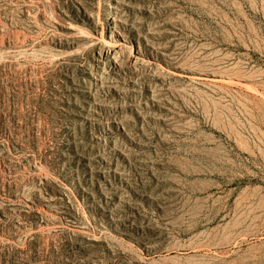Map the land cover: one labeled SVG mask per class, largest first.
Listing matches in <instances>:
<instances>
[{
	"label": "rangeland",
	"instance_id": "rangeland-1",
	"mask_svg": "<svg viewBox=\"0 0 264 264\" xmlns=\"http://www.w3.org/2000/svg\"><path fill=\"white\" fill-rule=\"evenodd\" d=\"M246 196L264 264V0H0V264H162Z\"/></svg>",
	"mask_w": 264,
	"mask_h": 264
},
{
	"label": "bare ground",
	"instance_id": "bare-ground-1",
	"mask_svg": "<svg viewBox=\"0 0 264 264\" xmlns=\"http://www.w3.org/2000/svg\"><path fill=\"white\" fill-rule=\"evenodd\" d=\"M251 202L252 198L246 196L242 202L237 203L236 213L231 218L220 219V215L216 214L213 218L202 219L203 224L198 222L199 218L215 210V205L209 198L197 202L190 210L189 216L194 222L182 234L184 240L182 238L178 242L174 240L175 244L165 251L162 259L160 258L162 264H255L257 255L261 252L260 249H251L252 247L244 249L251 239L256 238V233H251L247 228L249 226L246 225L253 211L241 213L237 208L241 203L249 204ZM261 207H264V201L261 202ZM213 213L215 212L213 211Z\"/></svg>",
	"mask_w": 264,
	"mask_h": 264
}]
</instances>
